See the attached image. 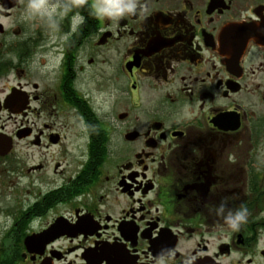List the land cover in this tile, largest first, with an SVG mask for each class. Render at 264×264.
<instances>
[{"label": "flooded vegetation", "instance_id": "af4514ba", "mask_svg": "<svg viewBox=\"0 0 264 264\" xmlns=\"http://www.w3.org/2000/svg\"><path fill=\"white\" fill-rule=\"evenodd\" d=\"M92 2L0 0V264H264V0Z\"/></svg>", "mask_w": 264, "mask_h": 264}, {"label": "clouds", "instance_id": "9594fccd", "mask_svg": "<svg viewBox=\"0 0 264 264\" xmlns=\"http://www.w3.org/2000/svg\"><path fill=\"white\" fill-rule=\"evenodd\" d=\"M82 3L83 0H22L21 17L25 21L40 20L55 30L59 28V20L72 13V18L78 19L82 24L84 17L74 12ZM140 8L141 0H93L89 7V15L118 24L122 19L137 16ZM211 210L233 231H239L247 222L248 209L243 205L229 207L227 198L222 199L219 205L212 206ZM170 252L171 250H168V256ZM168 256L158 253L157 264H167Z\"/></svg>", "mask_w": 264, "mask_h": 264}]
</instances>
